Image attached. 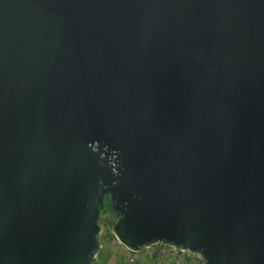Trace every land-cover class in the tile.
<instances>
[{"label":"water","instance_id":"water-1","mask_svg":"<svg viewBox=\"0 0 264 264\" xmlns=\"http://www.w3.org/2000/svg\"><path fill=\"white\" fill-rule=\"evenodd\" d=\"M130 252L264 264V0H0V264Z\"/></svg>","mask_w":264,"mask_h":264},{"label":"rangeland","instance_id":"rangeland-1","mask_svg":"<svg viewBox=\"0 0 264 264\" xmlns=\"http://www.w3.org/2000/svg\"><path fill=\"white\" fill-rule=\"evenodd\" d=\"M113 221L108 214L99 215L98 250L91 264H201L195 254L173 251L160 244L130 252L112 236L110 226Z\"/></svg>","mask_w":264,"mask_h":264},{"label":"trees","instance_id":"trees-1","mask_svg":"<svg viewBox=\"0 0 264 264\" xmlns=\"http://www.w3.org/2000/svg\"><path fill=\"white\" fill-rule=\"evenodd\" d=\"M101 214H108L110 215L111 217H113V219L115 218V215L111 212L110 208H109V205H108V202L107 200L105 199L104 201V207H103V211ZM92 263V262H91Z\"/></svg>","mask_w":264,"mask_h":264},{"label":"built area","instance_id":"built-area-1","mask_svg":"<svg viewBox=\"0 0 264 264\" xmlns=\"http://www.w3.org/2000/svg\"><path fill=\"white\" fill-rule=\"evenodd\" d=\"M162 246H164V245H162ZM166 247L172 249L173 251H177V250H175V249H173V248H171V247H168V246H166Z\"/></svg>","mask_w":264,"mask_h":264}]
</instances>
